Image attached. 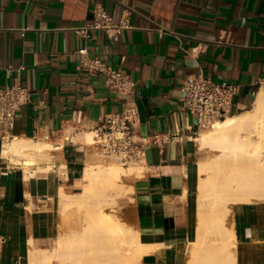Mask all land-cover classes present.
Returning a JSON list of instances; mask_svg holds the SVG:
<instances>
[{"label": "crops", "instance_id": "obj_1", "mask_svg": "<svg viewBox=\"0 0 264 264\" xmlns=\"http://www.w3.org/2000/svg\"><path fill=\"white\" fill-rule=\"evenodd\" d=\"M95 3L130 26L115 36L105 29L78 33ZM87 57L127 74L132 90L108 89L101 73L87 69ZM198 73L238 84L236 111L252 103L264 82V0H0V88L19 84L30 93L16 113L13 137L65 141L53 164L25 170L3 154L0 140V264H59L43 256L57 247L60 189L78 192L92 155L83 132L130 104L138 110V136L166 138L145 144L131 183L133 227L157 243L140 264H185L195 228L198 127L182 107L181 85ZM46 164L52 168L37 169ZM231 209L237 259L258 264L264 202H235Z\"/></svg>", "mask_w": 264, "mask_h": 264}, {"label": "bare ground", "instance_id": "obj_2", "mask_svg": "<svg viewBox=\"0 0 264 264\" xmlns=\"http://www.w3.org/2000/svg\"><path fill=\"white\" fill-rule=\"evenodd\" d=\"M67 133L69 136L70 129H67ZM91 133L92 132L89 130L83 132L82 139L87 144L92 143ZM70 139L71 141H76L78 140V137L71 135ZM196 140L201 147L208 146L219 150L215 158L208 161H199L197 169L199 173L205 172L206 177L201 174L199 175L197 183L198 199H205L207 196V201L205 200L203 203L211 208H216L222 203H224L225 206L227 202H252L258 197L260 199L261 195L264 194V156L260 155L262 149L259 154H254L258 150L254 153L253 151H255L254 148L264 146V82L255 93L250 109L227 114L222 119H215L211 122L210 129L201 131L196 137ZM64 144L65 142L62 138L60 141L53 142L48 137L32 139L19 136L4 141L2 152L5 156L18 155L34 158L33 163L25 162L23 164L24 169L28 170L37 162L47 161L49 154L46 150L58 151L63 148ZM240 145L244 146L241 152L237 151V147ZM50 156L52 157L53 155ZM94 156V153H92L91 158L89 157L90 160H88L84 166L83 175L81 177V190L74 193H65L60 189L59 205L67 206L72 203L82 205L91 202L92 204L90 205H92V208L88 213L89 220L86 219V223L90 224L88 227L93 226L94 228L92 227L91 230H95V226L99 225V218L102 217L106 226V231L103 238H101L103 239L104 244L106 242L109 245L108 248L118 254H121L122 252V254H124V249H127L128 247L133 251L127 258L129 262L128 264H140L142 255L152 247L156 246L157 243L150 239H145L136 229L133 231L128 226H122L121 220L116 214L117 207L120 204L119 198L122 195L125 196V194L122 193L119 184L122 174L135 175L137 172L139 173L138 170L140 167L139 165H129L124 167L114 158L111 159L118 164H100L93 160ZM13 161L18 162L16 159ZM49 168H52V166L47 165L37 167L38 170H47ZM59 170L64 169L63 167H60ZM225 173H228L227 176ZM220 175L221 177L219 178ZM218 179L221 182V188H217ZM129 194H127V197ZM226 208L230 210L229 206ZM203 218L204 216L201 218L200 215L197 217V227L198 225L202 226L205 234L200 237V228L198 229L199 232L191 235L189 240L191 241L190 243H192V246L196 243H201L203 237L209 234V228L215 223V220ZM98 228L99 227H97L96 230ZM90 233L88 234L89 236ZM228 235L232 239V243H235V235L232 229L229 231ZM89 236L88 238L86 235L84 237L78 235L76 238L69 235L59 237L56 250L51 251L48 256L44 255V260H50V258L58 257L66 252H68V255L70 256L72 254L71 252L77 251L76 248L81 245L83 246L84 243L81 244V242H88L87 239H90L89 241L91 244L93 243ZM83 238H85L86 241H82ZM95 239L96 238H94V240ZM214 239L223 240V237L220 235ZM93 245H97L96 242H94ZM100 247L101 246H99V248ZM102 250L104 249L102 248ZM105 251L107 252V249ZM75 252H73V254ZM72 256L74 257V255ZM112 256L113 255L111 254V258ZM258 264H264V260Z\"/></svg>", "mask_w": 264, "mask_h": 264}, {"label": "built area", "instance_id": "obj_3", "mask_svg": "<svg viewBox=\"0 0 264 264\" xmlns=\"http://www.w3.org/2000/svg\"><path fill=\"white\" fill-rule=\"evenodd\" d=\"M129 26L126 18L116 20L100 4L95 3L90 22L76 27V31L87 36L89 29H105L109 32V36H115L121 29ZM156 28L159 32L164 31V27L159 24ZM84 51V49L80 50L82 53H85ZM84 64L89 71L101 73L105 86L112 91L126 94L134 86V82L127 74L105 64L99 58L87 57ZM181 91L182 107L187 113L195 116L198 128L209 126L215 119H222L236 111L234 98L239 91V85L234 82L215 81L209 76L198 73L189 75L183 80ZM29 97V91L19 84L0 88L1 141L13 137L16 113L28 102ZM137 121L138 110L134 104L104 114L100 122L91 129L93 148L100 156L114 158L122 166L141 162L145 155V144L159 145L166 138L159 137L158 133L138 136Z\"/></svg>", "mask_w": 264, "mask_h": 264}, {"label": "rangeland", "instance_id": "obj_4", "mask_svg": "<svg viewBox=\"0 0 264 264\" xmlns=\"http://www.w3.org/2000/svg\"><path fill=\"white\" fill-rule=\"evenodd\" d=\"M262 84L263 83H261L257 86V88L255 89V93L257 92V90L260 88V86ZM255 93L253 95V99H254ZM253 99H252V102H253ZM251 106H252V103L245 109H250ZM239 111H241V110H239ZM239 111H234L231 114L239 112ZM209 129H210V125L198 128L196 136H198L201 131H205V130H209ZM66 132H67V130H66ZM92 136H93V134L91 133V140H93ZM195 142H196V146H197L196 152H195V166H196V168H198L197 166L199 165V161H208V160L215 158V156L219 152V150L217 148L214 149V148H210L208 146L201 147L197 140ZM87 145L90 148L93 147L92 144H87ZM243 147H244L243 145L238 146L237 151L241 152L243 150L242 149ZM261 149H262V152H261ZM254 150L255 151H253V153L258 150L254 154H259L261 152L260 155L264 156V146L254 148ZM46 152L49 154V158H47V162L48 161L51 162L54 158H56V157H51L50 155L55 156L57 150H46ZM92 153H94V155H95L93 160L97 163H100V164H106V163L118 164L117 162H115L111 158H105L103 156H100L94 148L92 150ZM12 156H13V160L16 159L18 162H21L22 164H24L25 162L26 163L27 162L28 163L34 162V160H33L34 158H30V157H26V156H18V155H12ZM129 165H137L138 166L137 163L136 164H129ZM124 167H127V166H124ZM197 171H198V169H197ZM198 174L199 175L201 174L202 176L206 177L205 172L199 173V171H198ZM225 174L227 176L228 173H225ZM220 177H221V175L219 176V178ZM132 179H133V175L122 174V177H121V180L119 181V184L121 186L122 193L125 194V196L122 195L119 198L120 204L117 207V211H116L117 213L116 214H117V217L121 220L122 226L123 225L128 226L134 231L133 211H132V207H131V194H129V193H131ZM80 182L82 183V181H80ZM217 183H218L217 188H221L220 187L221 182L219 181V179H218ZM81 186H82V184H81ZM80 190H81V187L77 191H80ZM127 194H129L128 197H127ZM193 195H194L193 196V202H194L193 204H194V216H195L194 233L199 232L198 229L201 228L200 229V237L205 234L204 230L202 229L203 228L202 226L198 225V227H197V224H198L197 217L199 215L201 216V218H202V216H204V218H207V219L210 218L212 220H215V223L209 228V234L203 237V240L201 243H196L195 245L192 246V243H190L191 241L190 240L187 241V243L185 245V251H186V262H185V264H234V263L235 264H241V260L237 259L236 244L232 243V241H231L232 239L228 235L229 231L232 229V219H231V210L232 209L231 208L235 202H227L225 204V206H224V203H222L223 205L220 204L216 208H211V207H209L203 203V201H205V200L207 201V199H206L207 196L205 199L204 198L198 199V197H197V186L194 190ZM59 200H58L56 207H55V212L57 215L58 237L54 241L52 247H54L56 245L58 238L63 236V235H69L73 238L74 237L76 238L78 235H82V237H84L86 235V237L88 238V236H89L88 234L90 232H91L90 233L91 237L89 236V238H91L93 243L96 242L97 245H93V243L91 244V242L89 241L90 239L86 238L88 240V242H81V244L84 243L83 246L81 245L78 248H76L77 251L76 252L73 251V252H75L74 254H73V252H71L72 254L69 256L68 252H66V253L59 255L58 257L56 256L57 258L52 257V258H50V260L51 259L58 260L59 264H128L129 263L127 258L133 252L131 249H129L127 247V249H124V254H122L123 252L121 254H118L117 252H113L111 249H109L108 248L109 245L106 242L104 244L103 239H101V238H103V235L106 231V226H105V223L103 222L102 217L99 218V220H100L99 225L95 226L96 228L99 227L97 230H96V228H95V230L93 229L94 231L91 230L93 226L88 227L90 224L86 223V219H88V217H89L88 213L90 212V210L92 208V205H90V204H92L91 202L90 203L89 202L84 203L82 205H77V204L72 203V204H68L67 206H60ZM254 200L257 202H264V194L261 195L260 199L258 197ZM254 200L252 202H255ZM200 202H202V203H200ZM228 206L230 207V210L226 208ZM198 213H199V215H198ZM117 217H116V219H117ZM219 231H220V233H219ZM220 235H221V237H223V240H221V239L215 240L214 239V238L219 237ZM98 236H99V240H98ZM94 238H96L98 241L96 239L94 240ZM101 240H102V242H101ZM82 241H86L85 238H83ZM99 241L101 242V244ZM79 245H80V243H79ZM98 245L101 247L99 248ZM96 246H98V247H96ZM190 246L192 247V249ZM90 247H91V249H90ZM102 248L104 250H102ZM105 248L107 249V252L105 251L106 250ZM84 253H85V255H84ZM111 254L113 255L112 258H111ZM72 255H74V257ZM79 257H80V259H79ZM261 261L262 260H260L259 262H261Z\"/></svg>", "mask_w": 264, "mask_h": 264}]
</instances>
